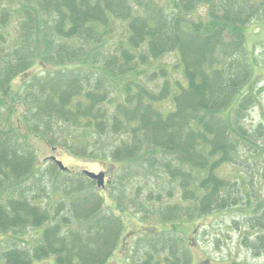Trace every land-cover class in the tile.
<instances>
[{
	"label": "trees",
	"instance_id": "trees-1",
	"mask_svg": "<svg viewBox=\"0 0 264 264\" xmlns=\"http://www.w3.org/2000/svg\"><path fill=\"white\" fill-rule=\"evenodd\" d=\"M38 1L41 8L44 6V9H39L41 13L56 11L53 24L48 20L51 17L45 16L43 29L51 26L55 33H75L84 27L87 36L96 32L95 24L107 26L118 18L120 11L123 18L131 19L128 6L133 3L132 0H128L129 5L126 0ZM136 1L139 3L142 0ZM146 1L158 7L154 13L161 15V19L132 17L129 21L128 49L123 50L122 57L125 61L140 59L147 63L149 58L157 60L167 53L177 52L185 84L178 81V89L172 93L168 83L162 92L153 93L133 77H127L123 87L126 105L117 103L110 111L108 97L112 89L104 77L105 68L96 75L99 77L93 83L100 88V92L82 87L85 76L78 69H60L47 76L41 74V83L37 85L39 91L30 93L31 104L20 111V117L27 123L21 130L17 119L13 122L9 120L10 113L13 115L20 107L9 96L13 74L29 65L26 71L16 76H24L23 81L21 79L24 87L37 77L33 70L35 64L49 71L58 67L56 63L46 61V50H43L41 58L36 60L37 53L34 52L24 61L18 54H13L15 46L7 48L6 19H11V12L2 7L3 0H0V122L3 126H0V174L10 170V178L16 179L32 169L41 170L40 161L32 153L31 135L39 136L37 124L54 120L61 127L90 128L97 138H118L119 148L114 149L112 157L120 160L118 165L122 170L118 176L121 182L134 174H130L133 170L125 169L121 150L130 149L127 157L132 156L140 149L138 146L134 150V145L141 140L139 135L146 132L145 137H150L155 148L176 161L170 171L173 179H179L184 198L191 203V213L186 217L194 218L197 213L204 216L218 208L224 210L234 206L232 202L219 204L221 195H225L222 192L225 178L221 169L226 163L241 167L248 163V156L261 160L256 153H264V145H255L254 131L241 125L248 104L251 106L254 101L253 95L247 94L242 98L243 102L237 104V111L230 122L217 116V112L229 104L235 105L234 92L239 89L241 81L250 77L251 62L244 45L245 34L237 31V26L245 25L252 19L250 10L255 11L254 5H250V0H222L219 5L216 0H167V8H174L171 13L161 9L160 0ZM260 2L264 6V0ZM148 3H145L147 7ZM194 4L207 7V23L185 22L184 15L191 11ZM47 6L54 8L47 10ZM15 11L21 17L24 15L20 18L21 26L24 22L35 24L34 11L29 7H20ZM17 41L21 46L20 36ZM22 46L31 45L23 42ZM48 46L52 43L49 42ZM16 50L18 53L19 48ZM111 71L115 77L126 73L122 66L114 70L111 68ZM242 72L244 78L239 82ZM110 84L117 86L113 81ZM166 95L173 96L170 100L174 108L168 109L165 104L161 111L156 103ZM3 112H6V120L3 119ZM259 138H263V133H259ZM43 139L48 140L46 136ZM59 145L76 156L103 159L101 153L86 154L85 148H76L75 142L64 140ZM256 161L252 163L250 160V171H264V158ZM54 167L59 174V169L56 165ZM27 183L23 189H18L16 196L8 190L5 201H0V234L5 235L0 236V241L13 243L7 242L9 246L0 251V264H42L47 262L48 256L54 258L55 264H105L116 250L125 229L131 225V218L117 215L93 187V190H88L89 193L94 191L93 194L85 192L79 201H62L54 209L36 198H30ZM253 199L257 202L250 221L253 228L264 231V198L256 194ZM176 222L168 224L176 229ZM99 237H105V240L100 242ZM248 240L249 236L246 244ZM258 241V244L252 245L254 252L264 247L263 234H259ZM167 260L168 264H177L176 260L179 264H194L193 258L186 253Z\"/></svg>",
	"mask_w": 264,
	"mask_h": 264
},
{
	"label": "rangeland",
	"instance_id": "rangeland-1",
	"mask_svg": "<svg viewBox=\"0 0 264 264\" xmlns=\"http://www.w3.org/2000/svg\"><path fill=\"white\" fill-rule=\"evenodd\" d=\"M126 1L128 3V0ZM160 1L162 10L169 12L174 10V8H167V0ZM8 2L9 4H7ZM132 2V5L128 3L131 19L123 18L120 11L118 18L113 19L107 26L95 24L96 32L89 34V37L85 35L86 28L84 27L77 29L75 33L70 31H56L55 33L51 26L43 29L41 26L46 21L45 16L51 17L48 20L53 24L56 11L50 10L54 8L52 6L46 7L50 11L41 13L39 10L41 2L39 3L38 0H3L2 7L11 12V19L8 21L6 19L7 48L15 46L13 54H18V57L24 61L34 52L37 53V60L41 58L43 50H46L48 55L46 61L54 62L58 67L49 71L43 69L41 65L35 64V61L33 70L37 73V77L24 87L21 85V79L23 81L24 76L23 78L16 76L26 71L29 65L18 69L13 74L9 96L20 107L13 115L10 113L9 120L13 122L17 119L20 129L24 130L26 122L20 117V111L24 109V106L27 108L31 104L30 93L39 91L37 85L41 83V74L43 76L55 74L60 69L69 71L78 69L85 76L82 87L100 92V88L93 83L99 77L96 75L105 68L104 77L112 89L108 97V100L111 101L110 111L117 103L126 105L123 87L127 77H133L137 80L136 82L153 93L162 92L168 83L172 93L178 89V81L181 80L185 84L177 52L167 53L157 60L149 58L147 63H143L140 59H135L133 62L123 59V50L128 49L129 21L132 20V17L148 16L154 20L161 19V15L154 13L158 10L156 5H150L146 0L139 3L136 0H132ZM145 3L149 4L148 7ZM220 3L222 0H216L217 5ZM250 5H254L255 8V11L250 10L252 19L245 25L237 26V31L243 33L247 30L250 31L246 36L247 45L245 46L251 62L250 77L248 80L241 81L244 78L242 72L239 77L240 87L233 94L235 105L229 104L226 108L218 110L217 116L230 122L237 111V104L243 102L242 98L247 94L253 95L254 101L251 106L248 104V110L245 117L241 119V125L251 132L254 131L253 136L256 138L254 144L261 146L264 145V6L260 0H250ZM20 7L22 9L29 7L34 11V25L26 24V22L23 26L20 25L24 15L21 17L20 13L15 11ZM41 9H44V6ZM208 12L206 6L194 4L191 11L184 15L185 22L207 23ZM202 29L204 28L202 27ZM19 36L22 40L21 46H18L17 38ZM23 42L31 46H22ZM49 42L52 43V46H48ZM16 48H19L18 53ZM78 49L80 51L77 52ZM115 61L117 62L114 63ZM121 66L124 67L126 73L120 77L113 76L111 68L114 70ZM110 81L117 83V86L111 85ZM172 97L166 95L159 99L156 105L161 111L165 104L168 105V109H173V102L170 100ZM165 100L168 101L164 103ZM3 119L6 120V112H3ZM0 126L3 128L1 122ZM37 126L39 136L35 137L33 133L30 143L34 146L32 153L35 154L36 160L40 161L41 170L32 169L27 175L16 179L10 178V170L1 173V202L5 201L8 190H11L16 196L18 189H23L24 184L28 182L30 198H36L43 205L57 209L62 201L66 203L79 201L80 196L93 187V184L82 173L57 174L52 162L46 160L50 155H56L66 166L78 172L82 170L97 171L105 168H110V172H112L114 170L112 164L118 165L120 162L112 157L114 149L119 148L118 138H97L90 128L61 127L54 120L50 123L37 124ZM259 133H263V138H259ZM146 135V132L139 135L141 140L134 145V150L138 146L140 149L130 156L131 159L127 160L130 158L127 157L130 149L123 148L121 150L123 157L121 161L125 169L133 170L130 171V174L134 173L130 181L122 185L125 195L120 199L118 194H114L118 193L115 181L118 177L116 172L113 173V181L109 189L111 197L108 198L103 194L108 206L114 207V204H117L122 209V214L116 211L119 216L131 218V225L125 229L116 247V252L113 254L121 257L127 256L128 260H123L127 264H168V257L175 255L182 257L183 253L191 256L194 264H230L231 262L264 264V247L257 252H254V248H252V245L259 243V234L264 235V231L253 228L250 221L257 202L253 198L256 194L260 198H264V171H250V160L254 163L256 159H251L248 156V163L241 167L226 163L221 169V173L224 174L222 176L225 178L222 188L225 195H221L219 204L232 202L234 206H229L224 210L218 208L204 216H199L197 213L194 218H188L186 214L191 213V203L184 198V191L179 185V179H173L170 171L175 167L176 161L166 152L155 148L150 137L146 138ZM44 136L48 140L43 139ZM64 140L75 142L76 148H85L86 154L101 153L103 159H91L71 154L59 145L60 141ZM55 147L57 149H54ZM256 155L261 160L264 158V153H256ZM121 170L119 167V171ZM83 187L86 188L85 191H83ZM93 192L88 193L93 194ZM174 221H177L176 229L171 224H166ZM156 228L160 230L158 233H154ZM127 233L131 235V238L125 241L123 239ZM0 236L5 235L0 234ZM248 236L249 240L246 244ZM98 240L103 242L105 237H99ZM7 242L13 244L7 240L0 241V251L9 246ZM169 242L175 243L169 245ZM176 263L179 264L177 260ZM111 264H117V261L115 263L113 260Z\"/></svg>",
	"mask_w": 264,
	"mask_h": 264
},
{
	"label": "water",
	"instance_id": "water-1",
	"mask_svg": "<svg viewBox=\"0 0 264 264\" xmlns=\"http://www.w3.org/2000/svg\"><path fill=\"white\" fill-rule=\"evenodd\" d=\"M58 164L60 165V167L62 169H64L63 165L61 164V162H58ZM85 173L90 177V178H93V179H98V185H103L104 184V174L103 173H100V174H95V173H92V172H89V171H85Z\"/></svg>",
	"mask_w": 264,
	"mask_h": 264
},
{
	"label": "flooded vegetation",
	"instance_id": "flooded-vegetation-1",
	"mask_svg": "<svg viewBox=\"0 0 264 264\" xmlns=\"http://www.w3.org/2000/svg\"><path fill=\"white\" fill-rule=\"evenodd\" d=\"M100 170H98L97 172H99ZM105 172H106V178L108 177V170L107 169H105Z\"/></svg>",
	"mask_w": 264,
	"mask_h": 264
}]
</instances>
